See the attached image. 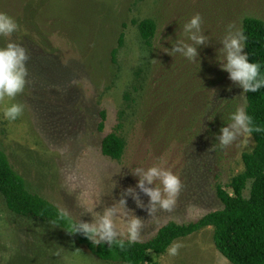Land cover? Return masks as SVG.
Here are the masks:
<instances>
[{
    "label": "rangeland",
    "instance_id": "obj_1",
    "mask_svg": "<svg viewBox=\"0 0 264 264\" xmlns=\"http://www.w3.org/2000/svg\"><path fill=\"white\" fill-rule=\"evenodd\" d=\"M0 12L19 26L11 37L0 36V46L11 39L28 54L27 83L15 97L24 111L14 121L0 111V144L34 190L91 221L85 208L102 211L129 187L147 205L129 168L162 163L182 186L173 208L152 217L126 197L127 208L142 218L138 240L169 220L188 222L221 206L216 185L244 169L242 154L255 141L251 135L213 148L228 112L245 105L242 89L216 61L219 39L229 23L242 31L244 16L264 20V0H0ZM195 13L208 38L198 46L199 59L159 48H171L169 40L182 37V24ZM146 17L157 25L151 45L138 30ZM11 102L0 98V110ZM112 131L126 140L118 160L101 152ZM115 223L124 230L122 217ZM172 244L175 256L151 252L146 264H233L215 247L211 226ZM0 264L126 263L101 260L62 230L15 215L0 195Z\"/></svg>",
    "mask_w": 264,
    "mask_h": 264
},
{
    "label": "trees",
    "instance_id": "obj_2",
    "mask_svg": "<svg viewBox=\"0 0 264 264\" xmlns=\"http://www.w3.org/2000/svg\"><path fill=\"white\" fill-rule=\"evenodd\" d=\"M156 22L150 17L138 22V30L143 42L151 45L156 33ZM246 35L245 52L249 61L259 66L264 76V20L255 16H244L241 23ZM124 34L119 36L118 46L112 50L114 56L123 44ZM244 108L253 119L251 133L255 146L243 152L244 169L232 176L224 186L216 185V194L221 202L219 208L199 216L197 219L179 223L169 220L156 233L138 243L123 248L106 243L93 245L85 237L68 234L61 226H54L75 237L97 258L108 262L126 264H146L150 253L161 255L172 242L188 236L200 229L211 226L213 241L219 252L233 264H264V87L256 92L244 93ZM99 129L103 128L105 112L100 111ZM258 129V131L256 130ZM126 140L116 132L107 133L101 141L102 154L120 159L124 153ZM0 195L7 209L17 216L36 220L45 224L55 219L57 209L52 201L34 190L27 180L11 164L0 144ZM151 264H160L154 261Z\"/></svg>",
    "mask_w": 264,
    "mask_h": 264
},
{
    "label": "clouds",
    "instance_id": "obj_3",
    "mask_svg": "<svg viewBox=\"0 0 264 264\" xmlns=\"http://www.w3.org/2000/svg\"><path fill=\"white\" fill-rule=\"evenodd\" d=\"M202 19L199 13L189 17L181 26L182 37L169 40L171 48H162L164 52L172 55L178 53L188 61L199 59L198 46L208 42L202 30ZM17 21L7 13L0 12V36L11 37L18 30ZM161 36V33H160ZM246 35L234 24L225 27L223 36L219 39L220 47L217 50L216 61L221 70L228 73L230 81L242 89V93L256 92L264 87V76L259 73V66L249 61L248 53L244 52ZM173 56V55H172ZM28 54L25 47L11 39L0 46V98L8 97L13 102L3 107L2 116L8 121L16 120L24 111V105L15 102V97L24 91L27 83L26 61ZM211 120V119H209ZM226 123L220 127L215 136V150H223L227 146L249 139L254 130L252 117L243 106L236 105L227 114ZM258 131V129H256ZM128 167V166H127ZM129 168V167H128ZM136 179V187L147 197L145 205L132 187L124 190L120 199L114 204L106 206L102 211H94L95 205L85 208L83 212L91 213V221L73 216L69 210L59 205L55 219L49 221L52 226L65 228L70 235H81L93 245L107 244L109 247L121 248L138 243V237L143 227L142 218L127 208L126 197L131 195L137 207L146 208L150 217L159 210L170 211L176 202V196L182 186L180 177L163 164H152L147 167L134 166L129 168ZM122 217L124 230L119 229L115 223L116 218ZM177 244L166 249L169 256L177 253Z\"/></svg>",
    "mask_w": 264,
    "mask_h": 264
}]
</instances>
